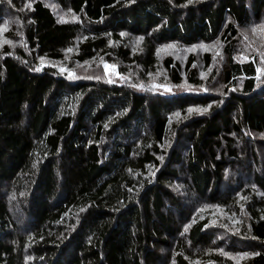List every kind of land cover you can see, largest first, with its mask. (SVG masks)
<instances>
[{
	"label": "trees",
	"instance_id": "obj_1",
	"mask_svg": "<svg viewBox=\"0 0 264 264\" xmlns=\"http://www.w3.org/2000/svg\"><path fill=\"white\" fill-rule=\"evenodd\" d=\"M0 264H264V0H0Z\"/></svg>",
	"mask_w": 264,
	"mask_h": 264
},
{
	"label": "snow or ice",
	"instance_id": "obj_2",
	"mask_svg": "<svg viewBox=\"0 0 264 264\" xmlns=\"http://www.w3.org/2000/svg\"><path fill=\"white\" fill-rule=\"evenodd\" d=\"M107 67V66H106ZM257 71H260V69H258ZM167 90V89H166Z\"/></svg>",
	"mask_w": 264,
	"mask_h": 264
},
{
	"label": "rangeland",
	"instance_id": "obj_3",
	"mask_svg": "<svg viewBox=\"0 0 264 264\" xmlns=\"http://www.w3.org/2000/svg\"><path fill=\"white\" fill-rule=\"evenodd\" d=\"M175 56H177V57H178V55H175Z\"/></svg>",
	"mask_w": 264,
	"mask_h": 264
},
{
	"label": "bare ground",
	"instance_id": "obj_4",
	"mask_svg": "<svg viewBox=\"0 0 264 264\" xmlns=\"http://www.w3.org/2000/svg\"><path fill=\"white\" fill-rule=\"evenodd\" d=\"M190 52H191V51H190ZM190 52H189V53H190Z\"/></svg>",
	"mask_w": 264,
	"mask_h": 264
}]
</instances>
